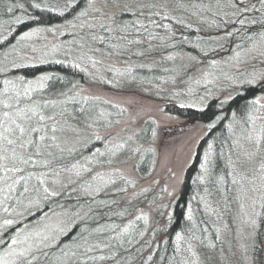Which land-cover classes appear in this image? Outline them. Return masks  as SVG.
Listing matches in <instances>:
<instances>
[{"label":"rangeland","instance_id":"374dc122","mask_svg":"<svg viewBox=\"0 0 264 264\" xmlns=\"http://www.w3.org/2000/svg\"><path fill=\"white\" fill-rule=\"evenodd\" d=\"M129 2L130 0H94V6L101 9V13L90 11L88 17L80 18L77 23L71 22L64 27L39 28L43 31L28 37L26 46L18 51L16 57H19V61L25 59L26 64L38 63L42 59L52 57L56 50L61 49L63 34L73 35V39L67 43V53L74 54L76 59L84 62L87 70L96 73L94 80H99L94 83H82L79 92L84 96L116 104L121 108L122 115L113 125L91 132H83L76 136L73 135L77 134L80 129L76 126H69L77 131L71 133L65 131L61 138L62 141L72 138L76 142V140L79 141L78 139L100 136L103 144L93 153L96 155L95 158L92 154L74 163L77 165L76 168H73L74 164H71L70 167L56 173L51 180L50 187L55 192L59 190L76 196L109 194L122 197V200L128 198L130 194H143L142 199L145 203L139 202L138 210H134L132 215L135 216L138 212L140 215L141 213L146 214L148 216L147 225L141 220L148 229L152 220L159 222L168 215L167 207L178 194L185 168L193 158L198 140L206 131V126L202 121L174 115L164 109L165 104L171 100L180 104L202 105L212 97L225 100L253 78L256 81L254 84L258 85V94L255 99L264 97V41H261V32L257 31L264 23L259 18L262 11L259 13L258 0H244L249 6L255 4L257 10L242 13L239 17L233 15L232 0H136L137 3H167L169 8L166 13L168 16L170 14L173 16L171 20L156 18L158 23L169 24L170 28L155 29V34L160 39L152 41L151 49L148 48L146 42L130 48L123 54H117L110 49V41H105L107 42L106 47H99L91 41L85 44L83 37L88 30H82L78 26L82 19L93 17L102 19L103 13L111 15L113 12L118 17L121 7ZM87 7L88 4L85 9ZM240 19H243L245 23L240 24ZM252 20L257 23H250ZM179 21L188 22L197 36L206 40L207 43L200 51L191 53L168 50L167 44L182 33L180 26L176 25ZM228 32L232 35H227ZM165 41L168 43L166 44ZM88 46L98 51L87 52ZM84 52H87V56L81 59ZM110 52L112 54H109ZM141 52L144 53L140 55V57L144 56L141 57L142 59L137 57ZM88 56L98 63L93 66ZM145 56L148 57L147 65L173 70H170L172 75L167 80L169 83L163 79L162 82H147L135 87L122 88L113 87V84H110L132 83V78L120 79L114 74L129 71L133 66L143 65ZM168 56L174 59L158 63L157 60L166 59ZM4 58L5 63L14 59L12 54H5ZM212 61H216V64L213 65ZM261 104L264 105V99H261ZM256 114L263 116L260 111ZM259 123L260 121H257L258 125ZM248 127L250 124L235 127L233 142L238 140L242 142L243 134ZM83 134H86L85 137ZM129 137L131 140L128 139ZM116 141H127V143L113 156L111 150ZM235 149L237 153L238 149L236 147ZM150 153L149 169H141L140 173L137 172L136 162L140 155L143 159L145 154ZM235 159L236 155L232 157V160ZM3 174L0 175V231L9 226L4 224L5 220H11L13 223V221L23 219L27 213L32 211L29 209L25 213H17L13 210L10 215L6 214L2 218L5 210L1 206V196L5 189ZM229 179V207L224 213L219 206L215 207L217 219L216 223L213 221L212 224L215 226V231L207 237L208 244L215 243L216 247L209 249L206 246L205 252L199 251L200 264H207L206 254L212 257L213 264H243L239 248L242 241L238 230L242 227L243 213L248 209L241 210L236 198L238 187L233 185V176L230 174ZM110 180L114 183H109ZM160 207L165 208L163 215L159 217ZM259 210L258 205L257 211ZM74 214L75 211L66 207L51 210L40 219L25 224L26 226L16 231L12 238L16 237L23 241L25 237H28L26 243H36L44 236H48L51 240L69 225L75 217H73ZM217 233L220 235L219 240L216 239ZM11 240L7 246L0 249V256L8 250ZM256 247L257 249L264 247V233L257 240ZM251 254L255 256L257 264H264V251L256 250Z\"/></svg>","mask_w":264,"mask_h":264},{"label":"trees","instance_id":"16d2710c","mask_svg":"<svg viewBox=\"0 0 264 264\" xmlns=\"http://www.w3.org/2000/svg\"><path fill=\"white\" fill-rule=\"evenodd\" d=\"M88 1L75 0L74 5L61 14L66 0H0V93L6 87L3 83L6 79L17 85L15 89L7 86L15 94L16 91L23 93L24 89L29 87L28 81H37L41 76H48L49 79L43 81L45 85L43 88L36 83L31 85L34 91L31 92L30 97H22L21 107L25 103L33 101L37 104L55 102L43 108V113L53 115L66 109L61 124L66 129L69 126L78 127L80 131L73 136L113 125L122 115L121 108L116 104L95 97L84 96L79 92L82 83H94L99 80H94L96 73L87 70L84 62L76 59L74 54L67 53V43L73 39V35L70 33L63 34L61 49L56 50L52 57L42 59L38 63L26 64L25 59L19 61V57L16 55L27 44V38L21 39L25 32L34 28L64 27L71 22L77 23L80 19L79 13L85 9ZM35 4H39L40 7H34ZM9 8H12L11 12L8 11ZM171 17H173L172 14H170L169 20ZM259 18L264 23V12L260 14ZM117 19H121L120 14ZM123 19L131 20L135 17L125 15ZM17 20L20 23H16ZM144 22L147 23V21ZM176 25L180 26L182 33L169 42L170 44L165 41L169 51L194 53L200 51L207 43L205 39L197 36L194 29L188 26V22L179 21L176 22ZM257 31L264 32V25ZM96 33L102 34L98 29ZM93 44L99 47L107 46V42L104 44L93 42ZM93 48H95L94 45ZM5 54H12L13 61L5 63ZM137 57L142 59L141 57L144 56L138 55ZM144 59L143 65L133 66L129 71L114 74L116 78L120 79L132 78V83L110 84H113V87L122 88L135 87L147 82H162L163 79L168 82L167 80L172 75L170 71L172 69L147 65L148 57L145 56ZM157 61L161 64L165 63L167 59L160 58ZM13 64L19 65V67L14 68ZM21 77L23 81L20 79ZM257 94L258 85L244 83L236 93L225 100L212 97L202 105L180 104L168 100L169 102L164 106L165 110L186 119L202 121L206 126V131L198 140L193 158L185 168L178 194L167 207L169 209L168 215L159 222L152 220L148 229L142 220L136 219L140 216L139 212L135 216L132 215L134 210H138L139 202L145 203L142 199L143 194H130L128 198L122 200V197L109 194L76 196L64 191L55 192L52 190L50 187L51 180L56 173L65 170L71 164L86 159L103 144L102 138L78 139L79 141L76 140V142L71 138L68 141H62L64 132L60 133L61 147L65 151L62 154L59 151L55 153L57 160L50 167L31 164L21 165L24 169L23 172L9 174L10 178L5 181L1 206L7 211L4 210L2 218L6 214L10 215L13 210H16L17 213H25L29 209L32 211L27 213L23 219L13 221L7 228H2L0 231V249L2 250L7 246L12 235L23 229L25 224L40 219L46 212L66 207L75 211L73 215L75 217L57 237L55 236V247L48 250L51 264H59L56 257L60 255V248L65 245L71 247L77 243H82V237L87 238L91 243L107 241L111 237L110 242L122 256L121 264H142V261L146 260L149 254H153V260L148 264H178L180 260L187 258L190 254L185 252L187 242H181V253H176L175 233L179 231L188 236L191 234L188 230L193 229V225H195L193 229L195 234L200 237V243L196 244V250L198 254L199 251L205 252L208 245V234L215 231V226L212 225L213 221L216 223L217 219L215 207L219 206L223 213L229 207L230 164L228 160L229 158L232 159L236 152L232 139L234 136L233 129L246 125L245 122L251 108L249 102L254 100ZM69 96L74 97V99L69 100ZM84 97H89V99L85 100ZM3 98L0 96V99ZM260 112L264 116V109H260ZM64 121L67 123L64 124ZM209 125L213 126L210 127ZM85 135L83 134L84 137ZM210 143L213 146L211 156L213 163L208 172L205 173L200 168V163L204 153L208 151ZM67 149H73V151L69 153ZM145 155L143 159L140 155L136 162V171L139 173L142 171L141 169H149L151 153ZM92 156L95 158L96 155L93 154ZM1 173H3L2 170H0V175ZM42 173L43 175H41ZM202 175L204 176L203 180L199 179ZM21 176L24 179H20ZM221 177H223L222 180ZM13 180L16 181L15 184H13ZM10 184L13 185L11 189L8 187ZM25 188L28 189L27 192H25ZM45 188L48 189V192L44 191ZM53 192L57 194L51 195ZM189 205L192 208V221L187 220ZM164 208L158 209L159 217L163 215ZM261 210L260 208L259 211ZM97 228L101 231H95ZM125 228L128 229L127 232L124 231ZM140 232H144L143 237H140ZM262 233H264V223L261 224L257 240L261 238ZM129 240L132 241L131 244L128 243ZM160 257H165V259L161 260ZM94 264H100V262H94Z\"/></svg>","mask_w":264,"mask_h":264},{"label":"snow or ice","instance_id":"6c2138e0","mask_svg":"<svg viewBox=\"0 0 264 264\" xmlns=\"http://www.w3.org/2000/svg\"><path fill=\"white\" fill-rule=\"evenodd\" d=\"M258 2L259 10L264 12V0H258ZM74 3L75 0H66L61 14L68 11ZM33 6L36 8L40 7L39 4ZM179 6L182 7V5ZM231 7L233 8V15L237 17L242 13L257 10L255 4L249 6L244 0H232ZM168 8L169 5L167 3H137L136 0H130L129 3L124 4L120 9L121 19L118 20L114 12L111 15L103 13L102 19L96 17L82 19L78 26L82 30H88L83 37L86 45L88 41L99 42L100 44H104L105 41H110V49L117 54H123L130 48L143 45L146 42L148 48L151 49L153 46L152 41L160 39L155 34V29L170 28L169 24L158 23L156 19H169L166 13ZM8 11L11 12L12 8H9ZM90 11L101 13L102 10L94 6V0H89L87 9L79 13V18L88 17ZM125 15L135 17V19L124 20L123 16ZM144 21H147V23ZM16 23H20V21L17 20ZM239 23L244 24L245 21L240 19ZM250 23L255 24L257 21L252 20ZM188 26L190 27L191 25ZM97 29L105 35L97 34ZM40 31H43V29L34 28L30 32H25L21 39L36 35ZM227 35L230 36L232 33L228 32ZM260 37L261 41H264V32L260 33ZM94 51H98V49H93L90 46L87 48V52ZM87 52H84L81 59L87 56ZM109 54L112 53L110 52ZM138 55H144V53L141 52ZM88 59L92 62L93 66L98 63V61L92 60L91 56H88ZM166 59L171 60L174 57L168 56ZM212 64L215 65L216 61H212ZM13 67H19V65L13 64ZM20 79L23 81L22 77ZM47 79L49 77L45 75L39 77L37 81H28L29 87L25 88L23 93L16 91L15 94L7 86L15 89L17 85L7 79L3 82L6 87L0 93V96L4 97L0 99V170L4 173L2 179L5 181L10 178L9 174L23 172L24 169L21 165L31 164L33 166L43 165L50 167L57 160L55 153L59 151L62 154L65 151L61 147L59 134L65 131H77L72 128L66 129L61 124L66 109L53 115L43 113V108L55 102L37 104L33 101L25 103L21 107L23 102L22 97H30L31 92L34 91L31 85L36 83L43 88L45 86L43 81ZM247 82L255 83L256 81L253 78ZM68 99L71 100L74 97L69 96ZM84 99L87 100L89 97H84ZM261 99H264V97L256 98L249 102L251 108L245 123L250 124V127L245 129L242 142L239 140L233 142V146L238 149V152L235 153L236 159L232 160L229 158L228 160L232 168V172L230 173L233 176L232 183L238 187L236 198L239 206L241 210L248 209V211H244L243 213L241 219L242 227L238 230V235L242 241L239 244V248L243 264H257L255 256L251 253L256 250L264 251V247L260 249L256 247L259 229L261 224L264 223V116L256 114L260 109H264V105L261 104ZM257 121H260L259 125ZM66 123L67 121H64V124ZM209 126L212 127L213 125ZM96 139H101V137L97 136ZM128 139L131 140V137ZM126 143L127 141L114 142L111 155L115 156L116 151L123 149ZM212 147L210 143L208 145V151L204 153L203 160L200 163V168L205 173L208 172L209 167L213 163L211 159ZM67 151L71 153L73 149H67ZM72 167L76 168L77 165L74 164ZM20 179H24V177L21 176ZM199 179L203 180L204 176L202 175ZM222 179L223 177H221ZM41 182L43 183V180ZM127 182L133 183L132 181ZM15 183L16 181L13 180V184ZM109 183H114V181L110 180ZM12 186L11 184L8 185L10 189ZM24 190L25 192L28 191L27 188ZM44 191L48 192V189L45 188ZM56 194L55 192L51 193V195ZM258 205L262 209L261 211H257ZM136 219H142L145 225L148 223V216L144 213H141ZM187 220H193L191 205L188 206ZM11 223V220L4 221L5 225H10ZM194 228L195 225H193ZM193 229L188 230L191 233L188 236L183 235L179 231L175 233L176 253H181V242H187L185 252L190 254L187 258L180 260L178 264H200V255L196 250V244L200 243V237L195 234ZM95 231L100 232L101 229L97 228ZM124 231L127 232L128 229L125 228ZM139 235L143 237L144 232H140ZM81 239L83 241L82 243H77L71 247L65 245L60 248V255L56 257L59 264H94V262H100V264H121L122 256L110 242L111 237L107 241L102 240L97 243H91L84 237ZM216 239H220L219 233H217ZM54 240L55 237H52L50 241L48 236H44L36 243H26L28 237H25L23 241L13 237L11 244L8 246V250L3 256H0V264H51V257L48 250L55 247ZM128 243L131 244L132 241L129 240ZM207 247L214 249L216 245L215 243H209ZM160 259L164 260L165 257H160ZM152 260L153 254H149L146 260L142 261V264H148ZM205 260L207 264H213L210 255L206 254Z\"/></svg>","mask_w":264,"mask_h":264}]
</instances>
